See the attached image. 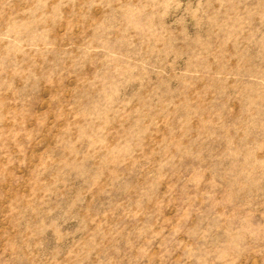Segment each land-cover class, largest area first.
Wrapping results in <instances>:
<instances>
[{
  "label": "clouds",
  "instance_id": "obj_1",
  "mask_svg": "<svg viewBox=\"0 0 264 264\" xmlns=\"http://www.w3.org/2000/svg\"><path fill=\"white\" fill-rule=\"evenodd\" d=\"M0 264H264V0H0Z\"/></svg>",
  "mask_w": 264,
  "mask_h": 264
}]
</instances>
